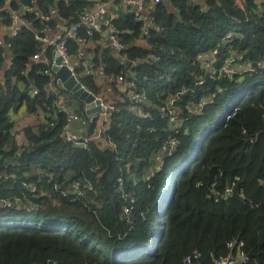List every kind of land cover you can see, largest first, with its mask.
<instances>
[{
  "label": "trees",
  "instance_id": "trees-1",
  "mask_svg": "<svg viewBox=\"0 0 264 264\" xmlns=\"http://www.w3.org/2000/svg\"><path fill=\"white\" fill-rule=\"evenodd\" d=\"M167 1L173 10L167 2L155 5L147 35L133 13L111 17L125 48L98 51L91 63L115 96V110L108 113L105 147L91 141L86 149L61 135L66 115L56 111L55 98L45 89L49 78L43 71L50 67L30 60L40 46L34 33L44 28L49 9L69 27L86 2L10 0L12 9L24 12L25 24L6 38L12 61L4 72L0 57V199L10 202L0 204V264H180L192 251L210 264L211 255L231 251L229 241L234 247L243 241L246 264H264V68L228 78L203 65L217 48L216 67L229 55L232 70L257 68L264 62V16L256 13L258 0H245V11L234 0ZM231 30L238 35L224 44ZM79 36L90 37L84 29ZM80 43L70 39L67 45L73 52ZM122 55L135 64L130 72ZM80 71L81 84L98 95L92 74ZM120 75L134 81L131 91L145 98L146 115L132 110L127 90L116 85ZM31 85L37 94H30ZM182 89L188 91L178 96ZM175 96L178 122L186 120L168 155L164 141L173 131L157 109ZM203 99L211 102L200 109ZM43 103L51 105L49 111ZM22 107L36 121L23 128L19 140L15 125ZM78 110L87 133H93L96 120L90 121L82 105ZM119 177L135 198L130 220L122 214ZM75 181L91 184L90 190L81 187L79 199L70 186ZM214 181L218 189L235 181V194L213 197Z\"/></svg>",
  "mask_w": 264,
  "mask_h": 264
},
{
  "label": "built area",
  "instance_id": "built-area-1",
  "mask_svg": "<svg viewBox=\"0 0 264 264\" xmlns=\"http://www.w3.org/2000/svg\"><path fill=\"white\" fill-rule=\"evenodd\" d=\"M127 6L133 7L134 9H139L146 7L149 2L152 4H158L162 2L163 0H123ZM237 7L241 10L245 11V0H234ZM259 5L256 8V13L259 16H264V0H258ZM4 12L9 15V18L11 20V25L14 26V23L20 22L24 23L22 19V15L24 12H18L13 9L5 8ZM50 13H57V10L55 8H51ZM106 13V9L104 8V4H101L97 6L95 9H84L80 15H79V21L71 24L69 27H67L64 32L61 34L60 37H52L46 33V30L49 29L50 25L48 24L50 20V14L45 15L44 19L47 21L42 31H37L34 33V38L40 43L39 48L31 55L30 60L33 62H36L38 60H42L49 65L50 68H47L43 71V74L49 75L51 73V63L52 59H50V56L48 54L49 49L53 52L59 53V55L62 58V62L66 64L69 69L74 73L75 66L70 65L69 63V51H68V42L70 39H76L79 42H84L85 37L79 36L80 30L84 29L85 34L92 35L93 33H100L103 31V27H106L108 29L109 34V46L114 47L116 52L120 53L124 48V44H122L116 37L117 29L112 23L111 18H106L103 22L100 21V16L102 14ZM131 13L135 16V19H140V12L138 10H132ZM115 16V15H113ZM244 20H247L245 18ZM20 28V25L14 26L12 35H16L18 30ZM238 32L231 30L228 31L227 34L224 36L223 43H229L232 44L234 39L237 37ZM218 53V49L215 48L211 51L209 55L203 60L204 67L213 69L218 75L225 74L228 78H233V75L236 73L244 74L246 72H249V75H252L254 73H260L264 68V62L260 63V65L255 67H249L250 65L247 64L245 67L240 68L238 70H232L230 69L229 65L234 63V59L226 55L223 63L221 66L216 67L215 66V56ZM121 62L124 63V65L128 66L127 71H131L132 67L135 65L132 61L127 59L125 56L120 57ZM85 68V72L87 74H93V65L89 60H85L82 64ZM205 73V72H203ZM75 74V73H74ZM76 76V74H75ZM77 77V76H76ZM117 81L119 83H124V88L129 93V99L132 102V110L136 111L138 115L144 116L146 115V112L144 110L145 98L142 95L136 94L132 92V87L134 86V81L132 79L125 80V77L120 75L117 77ZM198 83H202L203 81L201 78L197 80ZM30 94L35 95L38 93V87L35 85L30 86ZM188 91V89H182L178 92V96H181L185 94ZM170 97L164 104L158 107L157 110H159V115L166 119V123L172 127L173 135L170 136L167 140L164 141V146L168 150V155H171L173 153V147L177 143V139L174 136L176 135L181 127L182 122H184L186 119L182 118L178 122V112L177 108H175V104L177 103L179 97ZM99 97V96H97ZM101 98V97H99ZM211 102V99H203L199 103L200 109H202L207 103ZM101 105H103V110H100L99 112L90 115V121L96 120V128L94 129V132L89 134L82 130L80 126H76L80 120V115L74 110V108L69 107V105L65 106H56V111L59 113H64L66 115V124L63 128V131L61 135L63 138L68 141L72 142L75 145H81L86 149H89V143L91 141H100L102 142V145L105 147L106 141L103 139V133L107 130L108 126V113L110 110H115V107L113 104H107L104 103L101 98ZM43 106L47 111H49L51 105L43 103ZM42 118V117H37ZM178 122V123H177ZM245 130H242L244 132ZM252 141V140H250ZM159 165L158 167H160ZM1 176V175H0ZM151 174L146 176V180L150 179ZM216 181L212 183V185L209 188V193L215 197V198H221V199H227L230 196L234 195L236 192V182L233 181L230 184H227L223 188L218 189L216 187ZM198 185H201L199 182ZM71 188L73 190V193L77 195L76 199L82 198L84 191L81 187L89 188L91 189V184L89 182H85L84 184H80L79 182H73L71 185ZM117 190L120 192L121 198L125 201V203L122 206V214L123 217L127 220H130V216L135 208V198L133 195H130L125 191L124 187V179L122 177H119L117 179ZM56 188V186H53ZM116 190V191H117ZM47 192H43V194H46ZM65 194L66 191H63ZM238 196L243 197V190L240 189L238 191ZM75 198V197H74ZM0 204L2 206H9L10 202L7 200L0 199ZM140 215H143V212L140 213ZM243 241H239L237 243V247H234L235 244L232 241H229L227 243V246L231 251L226 253L225 255H211L210 256V264H246L249 261V257L246 254V252L242 249L243 248ZM233 250V252H232ZM202 253L200 251H192L189 253H186L183 255L181 259L180 264H202ZM37 264V263H34Z\"/></svg>",
  "mask_w": 264,
  "mask_h": 264
},
{
  "label": "crops",
  "instance_id": "crops-1",
  "mask_svg": "<svg viewBox=\"0 0 264 264\" xmlns=\"http://www.w3.org/2000/svg\"><path fill=\"white\" fill-rule=\"evenodd\" d=\"M57 1H59V0H55V5H56ZM83 1L86 2V4L84 6L90 10L97 8V6H99L101 4H104V8L106 9V13L102 14L100 16V19H102L103 23H104L105 19L108 17L114 18V17L118 16L119 12H130L131 13L132 10H138L140 12L139 13L140 14L139 20H141L143 22V35H147L148 28H150L152 25L153 16H151V10L155 9V5H157V4H152L151 2H149V4L146 7L134 9L133 7L127 6L123 0H83ZM160 3H163V4L166 3L165 5L167 6V8L171 11L173 10L171 3H169L167 0H163ZM160 3H158V4H160ZM5 8L12 9L10 6V0H5V2H3V4L0 5V57H2V63H1V66H2L1 71L3 70L2 72H4V70L11 65V61H12V52H11L10 44H8L6 42V38L9 36H13L12 32H13L14 26L18 25L17 24L18 22L17 23L15 22L14 26L11 25V21L9 23L5 22V20L2 18V15H1L2 10L4 11ZM27 8L31 9L30 7H27ZM51 8H53V7H51ZM51 8L49 10H51ZM16 11L23 12L20 10H16ZM3 14H5V13H3ZM48 14H50L51 18H50V24H49L50 27L48 30H46V33L52 37H56V38L60 37L61 34L64 32V30L67 28L66 20L61 18L60 15H57V13H50L49 12ZM39 15L41 16L40 13H39ZM113 15H115V16H113ZM23 24H25V22L20 23L19 25L21 26ZM103 28L104 29L102 32L96 33L99 35L98 38H94V36L91 37V35H89L90 37L87 38V40L85 42L80 43L79 47L75 51H73V52L70 51L69 47H68V51L70 54L69 63H70V65H74L76 67L74 70V73L76 74L78 80H79V76L82 74L80 69L85 71V68L82 65L85 60H89L91 62L95 53L98 51L102 52L104 49L114 50V47H110L108 44L110 42L108 29L106 27H103ZM8 30H10V31H8ZM42 30L43 29H41V31ZM141 41H144V40H141ZM114 52L117 53L116 50H114ZM48 54L50 56V59H53L52 50L49 49ZM42 60H43V58H42ZM33 63H35V62H33ZM92 65H93V63H92ZM123 68L127 71L128 66L124 65ZM92 71H93L92 76L95 79L96 84H99V86H102V87H100V92H102V93L106 92L110 98L112 97L113 100L105 99L104 95L100 94V93L98 95H95V96L101 97L104 103L112 104L113 101L115 100V96H113L112 93L107 90V86L104 84L105 79L103 78L102 74H100L98 72L96 66H93ZM127 72H129V71H127ZM47 76L49 79L45 85V89H46V91L49 92L50 95L54 96L55 105L56 106H63V105L67 106V105H69V107L74 108V110L79 114L78 109L80 108L81 105H82V108L84 109V103L81 101H76V99L67 98L66 95L63 94L62 90L57 86L56 77L52 71ZM123 76L125 77V75H123ZM1 79H2V73L0 72V80ZM115 82H116V85L121 90L125 91L124 83H119L117 81V78H116ZM19 88L20 89L24 88L22 83H19ZM126 95H129V93L127 92ZM116 99L122 100V97L116 96ZM18 114H19V116L17 119L22 118L23 117L22 115L26 114V115H29L33 118V122L36 121V116L34 117V115H30L29 113L25 112V107H22L20 109V111L18 112ZM75 125L80 126L84 132H86V133L89 132L87 129L88 124L85 122V120L82 118L81 115H80L79 122ZM96 126H97V124H96ZM96 126H95V128H96Z\"/></svg>",
  "mask_w": 264,
  "mask_h": 264
},
{
  "label": "water",
  "instance_id": "water-1",
  "mask_svg": "<svg viewBox=\"0 0 264 264\" xmlns=\"http://www.w3.org/2000/svg\"><path fill=\"white\" fill-rule=\"evenodd\" d=\"M18 25L20 22L17 23ZM10 31V30H8ZM33 63V61H31ZM51 71L56 77L57 86L69 99H76L84 103V111L87 116L103 110L101 98L95 96L90 90L85 88L69 67L62 62V58L57 52H53Z\"/></svg>",
  "mask_w": 264,
  "mask_h": 264
},
{
  "label": "rangeland",
  "instance_id": "rangeland-1",
  "mask_svg": "<svg viewBox=\"0 0 264 264\" xmlns=\"http://www.w3.org/2000/svg\"><path fill=\"white\" fill-rule=\"evenodd\" d=\"M195 0H192V2H194ZM99 85V84H97ZM102 87V86H100ZM63 92V91H62ZM100 94H103L104 95V98L105 99H109V100H113L112 97L110 98L108 96V94L106 92H100ZM111 103V102H110ZM24 113V112H23ZM23 117L20 118V119H17V123L15 125V132H16V137L17 139H22L23 138V128L28 125V124H31L33 123V118L29 115H22ZM35 117V116H34Z\"/></svg>",
  "mask_w": 264,
  "mask_h": 264
}]
</instances>
